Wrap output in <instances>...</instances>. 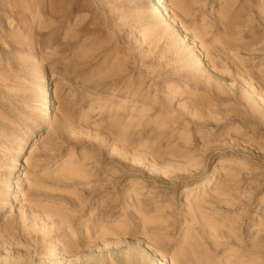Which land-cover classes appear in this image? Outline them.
Returning a JSON list of instances; mask_svg holds the SVG:
<instances>
[{"label":"rangeland","instance_id":"1","mask_svg":"<svg viewBox=\"0 0 264 264\" xmlns=\"http://www.w3.org/2000/svg\"><path fill=\"white\" fill-rule=\"evenodd\" d=\"M79 1L66 23L65 0L30 2L54 29L0 11V264H264V59L238 74L247 51L198 47L219 41L229 4L235 35L254 19L264 54V0H162L168 16L156 0ZM88 19L69 46L56 34ZM106 58L119 74L105 77Z\"/></svg>","mask_w":264,"mask_h":264},{"label":"bare ground","instance_id":"2","mask_svg":"<svg viewBox=\"0 0 264 264\" xmlns=\"http://www.w3.org/2000/svg\"><path fill=\"white\" fill-rule=\"evenodd\" d=\"M31 1H34V0H31ZM30 0H0V11L2 10V11H5L6 9H5V7L6 6H8V4L9 3H13V4H15V5H18V7L21 9V10H23V13L24 14H27L28 12H33L34 13V15L36 14V16H38V18H40V19H44V16L46 15V13H45V10H44V8H39V9H36V11L35 10H32L30 7H29V5L31 4L30 2H31ZM41 1V0H40ZM42 1H47V2H50V1H52V0H42ZM66 2H68V7H67V9H66V11L64 12V14H63V19H60L59 20V22H61V21H63V22H67L68 20H67V18L69 17V15H72L73 14V12H72V10H74V9H70V8H72V6H74V4H79L80 3V1L79 0H65ZM73 1V2H72ZM117 1V0H116ZM189 1H192V0H189ZM217 2V1H216ZM191 3H193V2H189V4H191ZM194 3H195V1H194ZM12 4V5H13ZM89 6H93V7H95L94 5H96L97 7H99L100 8V2H99V0H90V3H87ZM163 4H164V2L162 1V0H156V2H155V4L153 5V8L154 9H156L157 11H161V14H163V15H167L168 16V14H167V12H163L162 10H163V8H162V10L160 9L161 7H163ZM239 4V3H238ZM14 5V6H15ZM40 5H41V3H40ZM46 5V4H45ZM61 5V4H60ZM81 4H79V6H80ZM107 5V4H106ZM243 5V4H242ZM13 6V7H14ZM76 6V5H75ZM108 6V5H107ZM104 7V6H103ZM165 7V6H164ZM183 7V6H182ZM186 7V6H185ZM15 8V7H14ZM74 8V7H73ZM110 8V7H109ZM184 8V7H183ZM82 9V8H81ZM84 9V8H83ZM104 9H105V7H104ZM185 9V8H184ZM12 10H15V9H12ZM85 10H88V9H85ZM187 10V9H186ZM198 10V9H197ZM10 11V10H9ZM79 12V11H78ZM78 12H76V15L75 16H77V14H78ZM163 12V13H162ZM196 12V11H195ZM230 12H231V15H229L230 14ZM13 13V12H12ZM75 13V12H74ZM183 13V12H182ZM181 13V14H182ZM243 13V12H242ZM252 14V13H251ZM15 15V14H14ZM123 15V14H122ZM201 15V14H200ZM218 15H219V13H218ZM222 16H221V20H219V22L221 23L220 25L222 26V30L220 31V29L219 30H215V35L214 36H216L217 38H215V40H219L218 42L217 41H215V42H217L218 44H221L222 45V47H219V46H216V44L217 43H211V44H209V43H207V42H205L203 39H201V42H200V45L198 46L199 48L201 47V51L202 50H205L206 51V55H207V57H209V58H211L212 56H213V54L214 53H216V52H218V55L220 54V55H224V54H228L226 51H228V49H233L235 52H237L238 53V55H240V53H242V51H247L246 52V54H244V55H246L247 56V58H246V60H244L243 62H242V64H246L245 66H242L241 65V67L239 66L238 67V65H237V68H238V71H237V73L238 74H241V73H245V72H247L248 70H249V68L250 67H252V68H254V66L256 65V64H254V59H260V60H262V59H264V54H262V51H263V48H257V49H254V19H252V18H249V20H248V27L247 28H242V30H243V32H244V36H242V37H239V36H236V35H238V33L236 34V31H235V28L237 27L235 24L237 23L238 24V21L239 20H237L236 21V15H237V13L236 12H233V11H231V7H230V5L229 4H226V5H224V8L222 9V14H221ZM5 16V15H4ZM21 16V15H20ZM108 16V15H107ZM210 16V15H209ZM172 17V16H171ZM179 17V16H178ZM182 17V16H181ZM191 17V16H190ZM220 17V16H219ZM249 17V16H248ZM248 17H246L247 19H248ZM252 17V16H251ZM0 18H2V16H0ZM97 18V17H96ZM98 19V18H97ZM169 19V18H168ZM179 19V18H178ZM212 19V18H211ZM179 20H181V19H179ZM184 20H186V19H184ZM247 21V20H246ZM5 23V22H4ZM40 23H42V21L40 22ZM56 20L54 19V18H52V17H47V19H44V24H45V27L46 28H51V29H54L55 27H57L56 26ZM81 31H79L77 28H76V26L73 24V23H70L69 25H67V27L65 28V30H63V34H62V31H60V30H56V34L58 35H60V36H62L63 38H64V43L66 44V45H70V43H71V41L72 40H74L75 38H79V39H81V38H83L84 36H86L87 37V35L91 32V31H93L94 29L91 27V26H89V24L90 25H92V24H94L92 21H91V19H88V20H81ZM183 24V23H182ZM247 24V23H246ZM77 25V24H76ZM177 25H179V24H177ZM184 25V24H183ZM211 24H209V26H210ZM258 25V24H257ZM62 26V25H61ZM83 26V27H82ZM198 26V25H197ZM205 26H207L208 27V25L206 24ZM178 27V26H177ZM195 27V26H194ZM199 28H200V26H198ZM181 28V27H180ZM179 28V29H180ZM182 28H183V26H182ZM112 30H113V28H111ZM192 29V28H191ZM195 29V31L197 32V29L196 28H194ZM194 29H192V30H194ZM213 29H215V28H213ZM239 29V28H238ZM11 31H12V29H11ZM205 31V30H204ZM238 31V30H237ZM184 32V31H183ZM16 33V32H15ZM34 33V32H33ZM39 33V32H38ZM192 34L194 33V31H192L191 32ZM241 33V32H240ZM103 34V33H102ZM198 34V33H197ZM206 34V33H205ZM236 34V35H235ZM182 35V34H181ZM199 35V34H198ZM197 35V36H198ZM21 36V35H20ZM108 36V35H107ZM111 36V35H110ZM197 36H194V41H193V43L194 42H196L195 40H197V38H199V37H197ZM22 37V36H21ZM202 37V36H201ZM103 38V37H102ZM21 39V38H20ZM19 39V40H20ZM24 39V38H23ZM58 39V38H57ZM61 39V38H60ZM53 40V39H52ZM190 40V39H189ZM188 40V41H189ZM199 40V39H198ZM32 41V40H31ZM103 41V40H102ZM20 42H21V40H20ZM104 42V41H103ZM1 43V42H0ZM24 43V42H23ZM53 43H55V42H53ZM62 43V42H61ZM259 43V42H258ZM261 43V42H260ZM100 44V43H99ZM0 45H2V44H0ZM72 45V44H71ZM4 46V45H3ZM43 46V45H42ZM6 47V46H5ZM8 47H9V45H8ZM196 47V46H195ZM7 48V47H6ZM12 48V47H11ZM37 48H38V46H37ZM13 49V48H12ZM15 49V48H14ZM31 49V48H30ZM94 51V50H93ZM232 51V50H231ZM92 52V51H91ZM90 52V53H91ZM98 52V51H97ZM199 52V51H198ZM114 53V52H113ZM48 54V53H47ZM120 54V53H119ZM231 54V53H230ZM56 55V54H55ZM85 55H86V53H85ZM124 55V54H123ZM31 56V55H30ZM46 56V55H45ZM15 57V56H14ZM20 57V56H19ZM93 57H95V56H93ZM185 57L186 58H190V56H186L185 55ZM76 58V57H75ZM141 58V57H140ZM139 58V59H140ZM214 58H215V56H214ZM68 59V58H67ZM77 59V58H76ZM84 59V58H83ZM86 59V58H85ZM104 59V58H103ZM102 59V60H103ZM109 59H111V58H109ZM37 60V59H36ZM235 60V59H234ZM240 60V59H239ZM21 61V60H20ZM46 61V60H45ZM109 60H107V58H106V60L104 61V64H105V66H106V70H105V73H104V75H105V77H113L114 75L116 76L117 74H119V71L121 70V66H120V64H119V62H118V59H115V61H113V60H111L112 62H108ZM214 61V60H213ZM212 61V62H213ZM64 62V61H63ZM101 62V61H100ZM108 62V63H107ZM124 62V61H123ZM15 63V62H14ZM52 63V62H51ZM61 63V62H60ZM190 61L189 60H187L186 61V65L188 64V66L190 65ZM257 63H259V62H257ZM102 63H100L99 65L102 67L103 66V64L101 65ZM229 64V63H228ZM44 65H45V63H44ZM70 65V64H69ZM99 66V67H100ZM105 66H103V67H105ZM2 67V66H1ZM26 67V66H25ZM98 67V68H99ZM102 67V68H103ZM211 67H212V65H211ZM101 68V69H102ZM233 68V67H232ZM4 69V68H3ZM104 69V68H103ZM220 69V68H219ZM233 70V69H232ZM99 71V70H98ZM221 71H222V69H221ZM220 71V72H221ZM2 72V71H1ZM254 72V71H253ZM94 73H95V71H94ZM98 73H100V72H98ZM152 73V72H151ZM192 73V72H191ZM254 75V74H253ZM104 77V78H105ZM162 77V76H161ZM240 77V76H239ZM244 77H246V76H244ZM14 78V77H13ZM40 78H41V81H43V78H44V74L43 73H41V75H40ZM199 78V77H198ZM250 78V77H249ZM51 79V78H50ZM90 79V78H89ZM242 79H243V77H242ZM15 80V79H14ZM244 80H245V78H244ZM2 81H3V79H2ZM247 81H251V80H248V79H246V82ZM13 82V81H12ZM20 82V81H19ZM24 82V81H23ZM252 82V81H251ZM6 83H8V82H6ZM12 84V83H11ZM23 84V83H22ZM118 84V83H117ZM246 84V83H245ZM10 85V84H9ZM14 85V84H13ZM17 85V84H16ZM28 86V85H27ZM196 87V86H195ZM1 88V87H0ZM252 88V87H251ZM257 88V87H256ZM22 89V88H21ZM259 89V88H258ZM261 89H263V87L261 88ZM235 89H233V91H234ZM11 92H12V90H10ZM69 91V90H68ZM88 91V90H87ZM166 91V90H165ZM17 92V91H16ZM15 92V93H16ZM21 92V91H20ZM27 92H29V91H27ZM115 92V91H114ZM258 92V91H257ZM95 93V92H94ZM261 93V92H260ZM11 94V93H10ZM57 94H58V92H57ZM44 94H42V96H43ZM126 95V94H125ZM256 95V94H255ZM56 96V95H55ZM59 97V96H58ZM70 97H72V96H70ZM61 98V97H60ZM68 98V97H67ZM53 100V99H52ZM69 101V100H68ZM135 101V100H134ZM8 102V101H7ZM82 103V102H81ZM20 104V103H19ZM259 105V104H258ZM20 106V105H19ZM1 108V107H0ZM65 108V107H64ZM260 108H261V112H263V114H262V116H264V109H263V107H262V104H261V106L259 105V107H254V111H252V112H254V114L255 113H257L258 112V109L260 110ZM56 109V108H55ZM64 110V109H63ZM57 113V112H56ZM147 114V113H146ZM163 114V113H162ZM170 114V113H169ZM231 115V114H230ZM246 115V114H245ZM54 116V115H53ZM255 116V115H254ZM68 117V116H67ZM146 117H148V116H146ZM244 117V116H243ZM234 118V117H233ZM250 118V117H249ZM263 118V117H262ZM146 119V118H145ZM59 120V119H58ZM261 120V119H260ZM65 121H67V120H64V122ZM145 121V120H144ZM259 121V120H258ZM170 122V121H169ZM262 122V121H261ZM6 123V122H5ZM8 123H10V122H8ZM7 123V124H8ZM139 123H141V122H139ZM185 123V122H184ZM183 123V125H185ZM102 124V123H101ZM171 124H173L172 122H171ZM176 124V123H175ZM215 124V123H214ZM10 125V124H9ZM15 125V124H14ZM13 125V126H14ZM68 125V124H67ZM66 125V127H68ZM72 125V124H71ZM70 125V126H71ZM174 125V124H173ZM182 125V124H181ZM259 125V124H258ZM261 125V124H260ZM259 125V126H260ZM11 126H12V124H11ZM77 126V125H76ZM168 126V125H167ZM179 126V125H178ZM185 126H187V125H185ZM103 127V126H102ZM139 127V126H138ZM145 127V126H144ZM69 128H71V127H69ZM76 128V127H75ZM75 128H74V132H75ZM140 128V127H139ZM147 128V127H146ZM106 130V129H105ZM73 131V130H72ZM71 131V129H70V132H72ZM109 131H107V133H108ZM151 132V131H150ZM184 131H182V133H183ZM96 133V132H95ZM109 134V133H108ZM107 134V135H108ZM146 134V133H145ZM185 134H186V132H185ZM188 135V134H187ZM191 135V134H190ZM95 136H96V134H95ZM145 136V135H144ZM184 136V135H183ZM101 137V136H100ZM99 137V138H100ZM116 137V136H115ZM98 138V137H97ZM103 138V137H102ZM106 138V137H105ZM117 138V137H116ZM115 138V139H116ZM104 139V138H103ZM102 139V140H103ZM204 139V138H203ZM104 140H106V139H104ZM115 141V140H114ZM178 141V140H177ZM204 141H206V139L204 140ZM104 143L106 142V141H103ZM111 142V141H110ZM102 143V142H101ZM107 143V142H106ZM117 143V142H116ZM120 143V142H119ZM125 143V142H124ZM155 144V143H154ZM111 145V144H110ZM114 145V144H113ZM158 145H159V143H158ZM105 146V145H104ZM117 146H119V145H117ZM125 146V145H124ZM140 146V145H139ZM105 147H107V146H105ZM138 148V147H137ZM142 148V147H141ZM176 148V147H175ZM130 149V148H129ZM113 150V149H112ZM131 150V149H130ZM121 152V151H120ZM130 152V151H129ZM119 153V152H118ZM126 153V152H125ZM124 154V153H123ZM127 154H128V152H127ZM91 160V159H90ZM84 161V160H83ZM94 163V162H93ZM102 164V163H101ZM73 170V168H71V167H69V169L68 168H66V170H65V172H71ZM112 172V171H111ZM103 173V172H102ZM56 174V173H55ZM53 179V178H52ZM92 181V180H91ZM106 181V180H105ZM111 181V180H110ZM109 183V182H108ZM102 184H104V183H102ZM127 184V183H126ZM96 185V184H95ZM262 185V184H261ZM102 186V185H101ZM105 186V185H104ZM124 186V185H123ZM112 187V185H106V187H105V190L106 191H109V189ZM100 189H101V187H100ZM102 190V189H101ZM0 191H2L3 192V189H1L0 188ZM30 191V190H29ZM264 192V191H263ZM74 195H75V193H74ZM124 196H125V194H123ZM255 195H257V194H255ZM114 196V195H113ZM227 196V195H226ZM115 197V196H114ZM45 198V197H44ZM101 198V197H100ZM37 199V198H36ZM263 200H264V196L262 197V198H260V199H258L257 201H260V203L261 202H263ZM30 201V200H29ZM98 201V200H97ZM96 201V202H97ZM255 201V200H254ZM26 202V201H25ZM31 202V201H30ZM247 202V201H246ZM83 204H84V202H82ZM99 203V202H98ZM114 203V202H113ZM199 203V202H198ZM90 204V203H89ZM102 204V203H101ZM90 206V205H89ZM110 205H109V201H107V203H105V205H104V208H106V207H109ZM194 206V205H193ZM32 207V206H31ZM30 207V208H31ZM38 207V206H37ZM42 207V206H41ZM79 207H81V205L79 206ZM83 207V206H82ZM256 207V206H255ZM35 208V207H34ZM40 208V207H39ZM194 208V207H193ZM32 209V208H31ZM37 209V208H36ZM52 209V208H51ZM82 209H84V208H82ZM90 209V208H89ZM264 209V208H263ZM66 210V209H65ZM91 210V209H90ZM54 211H56V210H54ZM89 211V210H88ZM93 211V210H92ZM23 212V211H22ZM90 212V211H89ZM34 213V212H33ZM83 213V212H82ZM92 213V212H91ZM110 213V212H109ZM47 214H49V212L47 213ZM46 214V215H47ZM51 214V213H50ZM216 214V213H215ZM41 215H44L45 216V214L44 213H42ZM56 215H58V214H56ZM192 215V214H191ZM197 215H199V214H197ZM23 216V215H22ZM48 216V215H47ZM51 216V215H50ZM53 216V215H52ZM51 216V217H52ZM55 216V215H54ZM99 216V215H98ZM34 217V216H33ZM36 217H37V215H36ZM138 217V216H137ZM47 218V217H46ZM49 218V217H48ZM61 218V217H60ZM36 219H38V218H36ZM143 219V218H142ZM193 219V218H192ZM47 220V219H46ZM50 220V219H49ZM144 221H145V218L143 219ZM142 220V221H143ZM194 220V219H193ZM205 220V219H204ZM38 221V220H37ZM44 221H45V219H44ZM150 221H151V219H150ZM206 221V220H205ZM240 221V220H239ZM26 222V221H25ZM38 222H40V223H42L41 221H38ZM83 222V221H82ZM85 223V222H84ZM147 223V222H146ZM258 223V222H257ZM60 224V223H59ZM62 224H64V223H61V225ZM137 224V223H136ZM163 224V223H162ZM84 225V224H83ZM208 225V224H207ZM217 225V224H216ZM240 225V224H239ZM60 226V225H59ZM141 226H143L142 224H141ZM215 226V225H214ZM218 227L220 226V225H217ZM252 226V225H251ZM44 227V226H43ZM50 227V226H49ZM55 227V226H54ZM53 227V228H54ZM61 227L62 226H60V229H61ZM231 228H232V226H230ZM247 227V226H246ZM249 227V226H248ZM29 228V227H28ZM42 228V227H41ZM46 228H48V227H46ZM57 228V227H56ZM56 228H54V229H56ZM64 228V227H63ZM214 228V227H213ZM220 228V227H219ZM237 228H238V225H237ZM251 228V227H250ZM49 229V228H48ZM47 229V230H48ZM51 229V228H50ZM59 229V228H58ZM78 230H79V232L80 231H82V229H80L79 227L77 228ZM88 230V237L89 236H92V238H96V234L95 233H97V230H96V228H94V225L93 226H91V228H87ZM98 229V228H97ZM239 229V228H238ZM238 229H236V230H238ZM248 229V228H247ZM46 230V229H45ZM142 230V229H141ZM211 230V229H210ZM233 230V229H232ZM31 231V230H30ZM49 231V230H48ZM47 231V232H48ZM56 231V230H55ZM55 231H54V233H55ZM143 231V230H142ZM162 231H164L165 232V230H162ZM161 231V232H162ZM248 231V230H247ZM68 231H67V227H65L64 229H63V232L62 233H59V234H56L54 237H55V240L56 239H60V241H62L63 239L65 240V238H67V236L69 235V233H67ZM161 232H159L158 234H160ZM164 232H162V235H163V233ZM167 233H168V231H166ZM165 232V233H166ZM214 232V231H213ZM231 232V231H230ZM229 232V233H230ZM234 232L235 231H233V235H234ZM237 232V231H236ZM253 232V231H252ZM49 233V232H48ZM166 233V234H167ZM215 233V232H214ZM216 234V233H215ZM215 234H214V236H215ZM231 234V233H230ZM231 234V235H232ZM44 235V234H43ZM50 234H48V235H46V236H44L45 238L47 237V236H49ZM72 235V234H71ZM82 235H85V234H82ZM232 235V236H233ZM254 235V234H253ZM262 235V234H261ZM43 237V236H42ZM43 237V238H44ZM264 237V236H263ZM42 238V239H43ZM71 238V237H70ZM49 240H51L52 238H48ZM68 239V238H67ZM66 239V240H67ZM191 239V238H190ZM234 239V238H233ZM253 239H254V237H253ZM252 239V240H253ZM251 240V239H250ZM24 241V240H23ZM68 241V240H67ZM66 241V242H67ZM80 240H79V238H78V240L76 241V242H79ZM217 241H219L218 239H217ZM215 242V245L216 244H218V242ZM44 242V241H43ZM70 241H68V243H69ZM210 242V241H209ZM208 243V242H207ZM220 243V242H219ZM252 243H253V241H252ZM54 244V243H53ZM56 244V243H55ZM86 244V243H85ZM90 244V243H89ZM183 244V243H182ZM212 245H213V243H211ZM38 244H36V246H37ZM48 245V244H47ZM62 245H64V244H62ZM179 245V244H178ZM184 245V244H183ZM43 246V245H42ZM54 246V245H53ZM56 246V245H55ZM185 246V245H184ZM250 246L251 247H254V244H250ZM66 251H65V255L67 256L68 255V253H69V251L71 250L70 248H72V246H69V244H67L66 246ZM74 247V246H73ZM179 247H181V246H179ZM217 247H218V245H217ZM54 248V247H53ZM56 248V247H55ZM178 248V247H177ZM212 248V247H211ZM214 248H215V246H214ZM58 249V248H57ZM181 249V248H180ZM179 249V250H180ZM183 249V248H182ZM181 249V251H184V250H182ZM156 250V249H155ZM49 251V250H48ZM59 251V250H58ZM233 251V250H232ZM85 252V251H84ZM179 252V251H178ZM57 253V252H56ZM178 254V253H177ZM176 254V255H177ZM191 254V253H190ZM34 255H35V253H34ZM180 255V254H179ZM185 255V254H184ZM187 255V254H186ZM185 255V256H186ZM58 256V255H57ZM79 256V255H78ZM82 256V255H81ZM193 256V255H192ZM47 257V256H46ZM51 258V257H50ZM58 258V257H57ZM60 258V257H59ZM188 258V257H187ZM192 258V257H191ZM173 259H174V256H173ZM172 259V260H173ZM227 259V258H226ZM231 259V258H230ZM89 260V259H88ZM255 260V259H254ZM64 261V260H63ZM66 261V260H65ZM248 261V260H247ZM256 261V260H255ZM180 262V261H179ZM208 262V261H207ZM207 262H206V264H207ZM250 262V261H249ZM240 263V262H239ZM246 263H248V262H246ZM252 263H253V261H252ZM256 264H257V262H255ZM255 263H253V264H255ZM258 263H259V261H258ZM194 264V263H193Z\"/></svg>","mask_w":264,"mask_h":264}]
</instances>
